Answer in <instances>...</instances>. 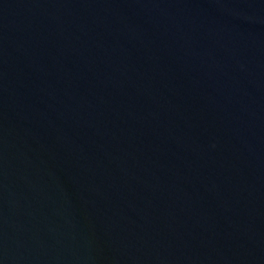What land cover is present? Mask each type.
Instances as JSON below:
<instances>
[{"label": "water", "instance_id": "water-1", "mask_svg": "<svg viewBox=\"0 0 264 264\" xmlns=\"http://www.w3.org/2000/svg\"><path fill=\"white\" fill-rule=\"evenodd\" d=\"M0 264H264V0H0Z\"/></svg>", "mask_w": 264, "mask_h": 264}]
</instances>
